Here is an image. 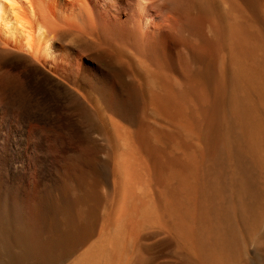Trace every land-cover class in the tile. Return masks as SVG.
I'll return each mask as SVG.
<instances>
[{"label": "bare ground", "instance_id": "bare-ground-1", "mask_svg": "<svg viewBox=\"0 0 264 264\" xmlns=\"http://www.w3.org/2000/svg\"><path fill=\"white\" fill-rule=\"evenodd\" d=\"M263 244L264 0H0V264H245Z\"/></svg>", "mask_w": 264, "mask_h": 264}, {"label": "rangeland", "instance_id": "rangeland-1", "mask_svg": "<svg viewBox=\"0 0 264 264\" xmlns=\"http://www.w3.org/2000/svg\"><path fill=\"white\" fill-rule=\"evenodd\" d=\"M173 54L174 53H172V55ZM6 62L10 63V64H20L22 67H29L30 68V66L27 62H24V61L16 59V58H9L6 60ZM31 72L29 73V75L32 77L31 78L32 84L38 85V86H44L45 89H47L48 91L50 90L52 95L57 96V94H55V93H57V91L54 92V90H52V88H51V85L53 86V89L55 87L53 82L45 81L43 76L34 74L33 72L31 73ZM62 93L64 94V92H62ZM64 95L63 96H61V95L57 96L58 100H56L57 105H56V108L54 111V113L56 114L55 115L56 119L63 121L66 124H69V125L71 124L72 127H74L77 130L79 137L74 142V145H77L76 148L81 147L82 149L86 150L89 153L99 151V149H100L99 144L94 140L93 134L90 132L86 123L83 122V119L81 118V115L79 114V110L75 108L76 106L72 103V101H71L72 99L69 96H66V94H64ZM47 114H51V112L50 113L47 112ZM79 142L82 143L83 146ZM78 143L80 145H78ZM261 247L262 248L259 249L260 252L258 251L259 253L257 252L254 255L248 253L246 255V257H245L246 263L245 264H264V244ZM80 252H81V250H80ZM80 252H78V253H80ZM73 259H74V256L71 257V259L70 258L67 259L66 263L69 262L68 260L72 261ZM61 264H65V261L62 262Z\"/></svg>", "mask_w": 264, "mask_h": 264}]
</instances>
